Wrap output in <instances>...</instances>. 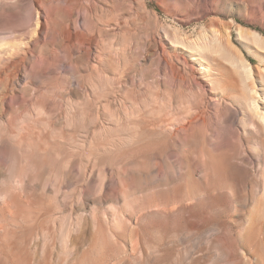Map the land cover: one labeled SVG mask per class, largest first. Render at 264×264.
Here are the masks:
<instances>
[{
	"label": "rangeland",
	"instance_id": "374dc122",
	"mask_svg": "<svg viewBox=\"0 0 264 264\" xmlns=\"http://www.w3.org/2000/svg\"><path fill=\"white\" fill-rule=\"evenodd\" d=\"M74 1L86 10L60 3V16L58 3L46 7L42 36L40 27L33 34V3L20 7V21L0 13V45L17 42L34 55L30 79L7 100L0 89V190L12 181L15 156L38 166V186L21 189L17 206L8 209L0 197V264H264V42L242 36L239 27L263 38L264 28L248 25L235 7L221 15L232 37L212 40L205 59L193 62L205 78L200 90L143 48L154 30L181 28L157 1L148 0V10L141 0ZM89 17L105 32L85 61L64 37L69 26L90 35L83 20ZM207 22L182 33L196 41L208 33ZM93 69L95 80L109 79L94 95L83 88L97 85L87 76ZM207 98L218 102L192 130L164 133ZM221 102L227 109L219 112ZM98 122L113 135L99 134ZM126 127L139 132L137 141L111 149ZM202 178L212 184L203 195Z\"/></svg>",
	"mask_w": 264,
	"mask_h": 264
},
{
	"label": "bare ground",
	"instance_id": "6f19581e",
	"mask_svg": "<svg viewBox=\"0 0 264 264\" xmlns=\"http://www.w3.org/2000/svg\"><path fill=\"white\" fill-rule=\"evenodd\" d=\"M155 1H157L158 5L164 9L166 15L169 18L174 19L175 22L178 23L181 28H183V26H191L194 23H200V22L206 21L208 19V22L204 26L205 29H208V33L204 36H200V38L197 39L196 41L192 40L189 35L183 34L182 33L183 31L181 30V28H178V27L175 28L174 27V29H176V30L173 33L171 32V29L170 30L169 29L163 30L165 36L163 34H161L160 31L154 30L148 36V38L145 40V43L143 44V48H144L145 52H153V54H155V55H157V54L162 55L160 60L164 62L165 67L166 68L168 67L173 72H175L176 77L183 79V80H187V83L189 84V86L196 88V86L194 85V83L192 81H196V83L199 82V84H197V86L200 88V90L203 89L202 86L206 85V84H204L205 81H203L205 78H199L201 73H199V72L197 73L195 71L194 66H193V64H194L193 62L201 60V58L207 52L211 51L212 40H216V41L225 40L229 43L230 38L232 37V28L233 27H232L231 23L221 21V19H219L221 15H223L225 12H227L231 7H235L238 9L240 16L247 22L248 25L253 26L256 30L258 27L264 28V0H257L258 5H256V6L251 4V3H253V0H155ZM25 3H27L29 6L33 3L36 6V8L33 10V19L35 20V26H36L35 31L36 32H34V30H33V34L37 33V31L40 27L39 34H41V36L45 34L46 29H47L48 22H47L46 13H45V9L47 6H51L53 3H58L59 5L57 7L56 14L60 15V16H63L60 3L71 4L73 10L75 9V6L81 7L82 11L86 10L81 3H76L74 0H0V13L1 12L7 13L8 15H11L12 17H14V19L16 21H20L23 18V14L20 11V7ZM139 6L143 10L144 9L148 10V0H143V1L141 0V3H139ZM74 15H75V13H74ZM83 20H85L84 21L85 22L84 27L85 26L87 28H88V26L90 27L91 34L85 37L84 34L79 32L78 28H72L71 26H69L68 27L69 34L66 37H64V42L69 43L72 46L77 45L78 46V54L80 53V57L85 59V61H90L91 57L93 56L95 51L99 48V45H100V41H99L100 39L99 38H100L101 34L103 32H105V29L97 27V25L93 21H90V17L83 19ZM78 21H79V19H77V17H76L74 20L71 21V25H73L75 27L76 24L78 23ZM109 23H110V21L106 22L104 25L105 26L109 25ZM122 24L123 23H121V25ZM239 28H240L239 32L242 36H243V34H248L249 36L256 39L257 41L264 42V38L261 37L258 32L249 33V31L241 29V27H239ZM221 48H223V47H221ZM231 50H233V49L231 48ZM21 51H27V53L24 56H22L20 59L12 60L11 57L9 56V55L15 56L17 53H19ZM230 52H232V51H230ZM23 54H24V52H23ZM189 55L192 56L191 59L188 58ZM5 56L8 58H5ZM238 57H239L238 58L239 61H241L240 55ZM33 58H34V55L32 54V52L28 51L27 48H23L22 45L18 44L17 42H14L13 44L11 43V44L0 45V65L3 62L2 66L0 67V89H4V92L1 93V99L2 100H7L11 95H13L15 88L17 86H19V84L21 82L30 79V76H28L26 72L28 71L29 65L31 64ZM202 59H205V58L203 57ZM104 61L105 60L99 61V65L100 64L103 65ZM250 66H252V65L250 64L249 67ZM210 68H212V67L207 66L203 69L212 78V71ZM246 70H248V69H246ZM253 70L254 69H252V71ZM87 76H89L90 82H91V80L94 82L95 70L93 69L91 74L90 75L88 74ZM82 80L85 81L84 79H82ZM95 82L97 83V85H95L92 82L91 83L88 82L83 86V88L85 90H87V93H91L92 95H94L99 89L102 88L103 84L105 85L109 82V79L103 80L102 78H99V79L95 80ZM202 82H204V83H202ZM94 85H95V88L92 89V87H94ZM76 90H77V88H76ZM76 90H75V93H76ZM72 93L74 94L73 91H72ZM87 93H86V95H87ZM68 97H70V96H68ZM86 98H88V97H86ZM201 98H202V95H201ZM84 99H85V96H84ZM213 100H216L218 102L217 98L213 99ZM213 100H212V98L211 99L207 98V100L204 101L203 105H200L199 103H196L199 105L194 104V108L196 111L194 116H192L191 118H186V119L183 118L181 120L179 119V120L173 121V123H171L173 125L172 128H174V127L175 128L172 130L169 129L168 127L164 128V129H166V131H164V133L167 132L168 133L167 135L169 137H177L181 132L184 133L188 130H192L194 128V124L198 121V119L209 111L210 105L212 106L211 102H213ZM217 102H215V103L217 104ZM194 103H195V101H194ZM226 103H227V101H226ZM216 104H214V105H216ZM44 105H45V103H44ZM218 105H219V107L217 109L219 112L225 111V107L227 109V105L223 102L218 103ZM79 111H81V110H79ZM86 114H89V112L88 113L86 112ZM100 115H102V114H100ZM221 118H222L223 122H225L226 124L231 123L232 119H233L229 116L228 113H223ZM94 119H96V118H94ZM94 124H95V122H94ZM156 124L157 123H155V125ZM171 124H170V126H171ZM97 125H98L97 126V128H98L97 132L99 134H101L102 136H104V138H108L109 136L113 135V132L108 130V128L104 124L101 125L98 122ZM157 126H159V125L157 124ZM151 128H152V126H151ZM144 130L145 129H143V131ZM149 130L151 131V129H149ZM153 132H154V130L151 132L152 135L154 134ZM161 132L162 131H160V133ZM120 134H122L124 136V138L123 139L118 138L116 140H113L114 144H113V146H111L112 147L111 149L114 148L115 150H119V149L124 148V147H128V146L131 147V145H133V143H135L137 141L139 132L136 129L126 127V130L122 131ZM15 148L17 149V147H15ZM19 149L22 152L28 151L27 150L28 148L23 144H21ZM203 164L205 166L209 165L206 161H203ZM211 165L214 166V163L211 162ZM37 167L38 166L34 162H32L28 159H25L24 157H22L20 155H17L13 158V160H12V173L10 176L12 181H10L8 183L7 187H3L0 190V197L2 198V201L4 203L2 205H6L8 207V209L11 208V207L9 208V206H13V205H14V207L17 206L16 205L17 203H15V200L17 199L16 196L18 195V192L21 189L32 190L38 186V185H35V186L32 185V181L35 179V173L38 169ZM14 179H15V181H14ZM211 185L212 184L209 183L206 178H202V188L200 190L201 195H203L205 192L210 191ZM198 197H201L200 194ZM71 229H72V227H71ZM71 229H70V231H72ZM136 232H138V231L136 230ZM126 234H127V232H126ZM132 238L130 240V243H128V244H130V246L134 242ZM134 239H135V236H134ZM131 241H132V243H131ZM27 242H29V241H27ZM127 242H128V240H127ZM45 244H46V241H45ZM124 244L126 245L127 243L125 242ZM42 245H44V242ZM127 248H128V246H127ZM44 252L46 253V250H44ZM7 255H9V254H7ZM29 256H31V255H29ZM32 256H31V259H32ZM50 257H51V255H50ZM48 259H50V258H48ZM118 262L119 261H117V263ZM123 262L124 261H122V263ZM113 264H115V262Z\"/></svg>",
	"mask_w": 264,
	"mask_h": 264
}]
</instances>
